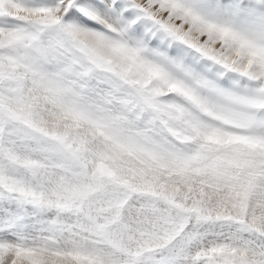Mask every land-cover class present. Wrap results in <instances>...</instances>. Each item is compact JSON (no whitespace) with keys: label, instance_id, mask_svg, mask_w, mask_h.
I'll use <instances>...</instances> for the list:
<instances>
[{"label":"snow or ice","instance_id":"1","mask_svg":"<svg viewBox=\"0 0 264 264\" xmlns=\"http://www.w3.org/2000/svg\"><path fill=\"white\" fill-rule=\"evenodd\" d=\"M0 264H264V0H0Z\"/></svg>","mask_w":264,"mask_h":264},{"label":"rangeland","instance_id":"2","mask_svg":"<svg viewBox=\"0 0 264 264\" xmlns=\"http://www.w3.org/2000/svg\"><path fill=\"white\" fill-rule=\"evenodd\" d=\"M49 216L52 215L51 213L48 214Z\"/></svg>","mask_w":264,"mask_h":264}]
</instances>
